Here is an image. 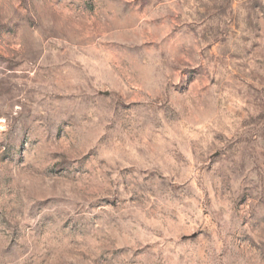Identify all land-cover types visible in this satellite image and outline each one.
I'll list each match as a JSON object with an SVG mask.
<instances>
[{"label": "rangeland", "instance_id": "1", "mask_svg": "<svg viewBox=\"0 0 264 264\" xmlns=\"http://www.w3.org/2000/svg\"><path fill=\"white\" fill-rule=\"evenodd\" d=\"M0 264H264V0H0Z\"/></svg>", "mask_w": 264, "mask_h": 264}]
</instances>
